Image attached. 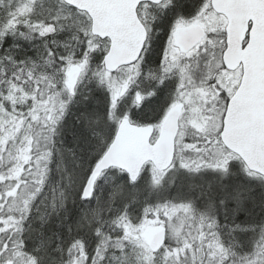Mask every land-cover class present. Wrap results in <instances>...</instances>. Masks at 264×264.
I'll list each match as a JSON object with an SVG mask.
<instances>
[{
  "label": "snow or ice",
  "instance_id": "snow-or-ice-1",
  "mask_svg": "<svg viewBox=\"0 0 264 264\" xmlns=\"http://www.w3.org/2000/svg\"><path fill=\"white\" fill-rule=\"evenodd\" d=\"M0 264H264V0H0Z\"/></svg>",
  "mask_w": 264,
  "mask_h": 264
}]
</instances>
